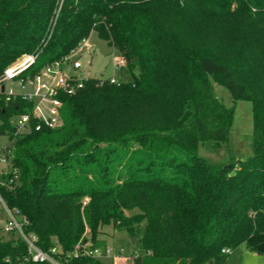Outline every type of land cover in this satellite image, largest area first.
I'll list each match as a JSON object with an SVG mask.
<instances>
[{
    "label": "trees",
    "instance_id": "trees-1",
    "mask_svg": "<svg viewBox=\"0 0 264 264\" xmlns=\"http://www.w3.org/2000/svg\"><path fill=\"white\" fill-rule=\"evenodd\" d=\"M92 31L131 79L90 77L63 96L61 126L23 133L14 118L32 103L0 94V194L27 231L67 254L105 246L107 225L131 237L144 227L127 264H225L222 249L242 244L264 253V0H0V75L25 54L62 60ZM210 77L252 102L249 158L198 153L228 141L235 111ZM27 253L21 238H0V264H50Z\"/></svg>",
    "mask_w": 264,
    "mask_h": 264
},
{
    "label": "built area",
    "instance_id": "built-area-1",
    "mask_svg": "<svg viewBox=\"0 0 264 264\" xmlns=\"http://www.w3.org/2000/svg\"><path fill=\"white\" fill-rule=\"evenodd\" d=\"M82 43L78 48L82 47ZM77 49L64 59L50 61L36 70L34 68L38 55L25 54L0 75V94H5L7 100L21 96L32 103L30 112L21 113L14 118L18 132H29L33 128L39 131L44 127L55 128L62 125L63 96L75 93L83 85V81L90 78L83 77L80 59L74 57ZM113 50L118 55L114 59L115 70L125 68V58L116 49L113 48ZM71 68L74 69L73 75H70ZM119 78L114 75L102 79H108L114 83ZM10 81L15 83L19 90H16L13 85L8 86ZM33 121L36 122L35 125L32 124ZM0 160L6 163V170H8L10 164L8 156L2 153ZM11 171L12 177H9V182L18 177L17 168H13ZM0 203L8 215L5 230L17 234V238H21L26 243L28 253L25 259L27 261L70 264L72 257L79 255L97 259L109 257L113 261L126 258V253L122 249L117 251L108 245L93 247L86 242L67 254H63L57 246L50 251H45L39 244L38 235L27 231L29 224L27 216L21 215L18 209L9 207L1 194ZM222 251L230 253L232 249L223 248ZM136 255H138L137 252Z\"/></svg>",
    "mask_w": 264,
    "mask_h": 264
},
{
    "label": "rangeland",
    "instance_id": "rangeland-1",
    "mask_svg": "<svg viewBox=\"0 0 264 264\" xmlns=\"http://www.w3.org/2000/svg\"><path fill=\"white\" fill-rule=\"evenodd\" d=\"M74 57H79L80 59L83 77L109 78L116 75L124 79H131V76L126 73L125 68L115 70L114 59L117 58L118 55L105 40L98 36L96 31H92L89 38L83 41L82 47L77 49L74 53ZM48 58L49 54L47 52L41 54L37 59L36 66L41 67L45 65L49 61ZM19 59L20 58L16 61ZM210 79L215 96L225 105L234 106L235 111L228 141L217 147H214L211 141L201 142L198 145V153L207 161L213 163H224L232 157L238 159L249 158L254 153L252 102L250 100H234L225 86L215 82L211 77ZM10 85H13L16 90H19V87L12 81L8 82V86ZM8 142L9 138L7 135H0V153H4L2 149ZM4 165H6V163L0 160V178L7 169V166L3 167ZM7 219L8 215L0 203V238H17V234L9 233L5 230ZM143 235L144 227L139 234H137V244H134L127 230L114 229L111 225L105 226L104 232L99 235V238L117 251L121 249L124 250L126 258L113 261L109 257H103L101 260L105 264H127L131 259V253L139 248ZM87 236L89 237L88 233ZM225 264H264V253L252 252L245 244H242L232 249Z\"/></svg>",
    "mask_w": 264,
    "mask_h": 264
},
{
    "label": "water",
    "instance_id": "water-1",
    "mask_svg": "<svg viewBox=\"0 0 264 264\" xmlns=\"http://www.w3.org/2000/svg\"><path fill=\"white\" fill-rule=\"evenodd\" d=\"M73 72H74V69L71 68L70 75H73ZM136 239H137V235H134V236L131 237V240H132L133 243H135Z\"/></svg>",
    "mask_w": 264,
    "mask_h": 264
},
{
    "label": "crops",
    "instance_id": "crops-1",
    "mask_svg": "<svg viewBox=\"0 0 264 264\" xmlns=\"http://www.w3.org/2000/svg\"><path fill=\"white\" fill-rule=\"evenodd\" d=\"M3 167H6V165H4ZM107 245V244H106Z\"/></svg>",
    "mask_w": 264,
    "mask_h": 264
}]
</instances>
